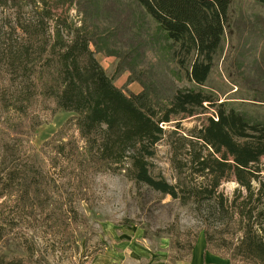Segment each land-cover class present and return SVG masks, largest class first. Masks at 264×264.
Masks as SVG:
<instances>
[{
    "label": "trees",
    "instance_id": "trees-1",
    "mask_svg": "<svg viewBox=\"0 0 264 264\" xmlns=\"http://www.w3.org/2000/svg\"><path fill=\"white\" fill-rule=\"evenodd\" d=\"M134 1L177 45L175 56L196 89L176 91L165 104L148 89L125 95L96 60L93 36L55 20L47 7L0 23V246L17 251L0 249V264H47L42 252L76 225L68 203H89L93 177L107 171H124L136 185L191 204L207 252L229 264H264V121L216 104L206 89L232 0ZM213 107L191 135L205 151L177 164L181 180L171 185L152 176L149 161L163 125ZM59 110L72 114L64 125L74 127L82 145L60 128L40 147L46 170L29 142L42 116ZM223 182L235 184L229 194ZM66 184L71 191L64 195ZM18 227L23 231L13 234ZM186 242L188 255L194 243Z\"/></svg>",
    "mask_w": 264,
    "mask_h": 264
},
{
    "label": "rangeland",
    "instance_id": "rangeland-1",
    "mask_svg": "<svg viewBox=\"0 0 264 264\" xmlns=\"http://www.w3.org/2000/svg\"><path fill=\"white\" fill-rule=\"evenodd\" d=\"M35 6L47 7L55 20H66L91 34L98 44L96 60L125 95L148 89L165 104L176 91L197 88L187 77L189 67H181L175 56L177 45L134 0H0V23L24 18ZM94 49L91 44L90 50ZM206 89L213 92L216 104L224 102L264 121V4L232 0L229 29L213 58ZM214 111L215 107L198 110L164 124L149 173L171 185L181 180L176 166H182L189 153L205 151L191 135ZM71 116L62 110L44 114L33 132L29 143L46 170L48 162L40 147L60 128L82 145L74 127L64 125ZM189 139L192 145L185 141ZM91 186L89 203H68L77 213L76 225L72 235L51 244L47 253L41 251L47 264H181L189 258L187 240L205 242L191 204L136 185L124 171L98 173ZM234 187L232 182L220 186L226 194ZM60 189L67 195L71 185ZM22 231L18 227L13 234ZM38 237L51 239L46 232H38ZM0 249L9 256L17 254L12 245Z\"/></svg>",
    "mask_w": 264,
    "mask_h": 264
},
{
    "label": "crops",
    "instance_id": "crops-1",
    "mask_svg": "<svg viewBox=\"0 0 264 264\" xmlns=\"http://www.w3.org/2000/svg\"><path fill=\"white\" fill-rule=\"evenodd\" d=\"M181 264H229L227 260L220 258L205 250V242L199 241L193 245L189 258Z\"/></svg>",
    "mask_w": 264,
    "mask_h": 264
}]
</instances>
